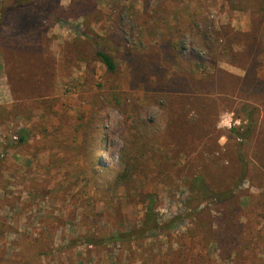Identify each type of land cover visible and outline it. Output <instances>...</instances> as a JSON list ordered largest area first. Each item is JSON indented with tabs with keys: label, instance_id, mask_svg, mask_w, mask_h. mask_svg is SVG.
I'll return each mask as SVG.
<instances>
[{
	"label": "rangeland",
	"instance_id": "1",
	"mask_svg": "<svg viewBox=\"0 0 264 264\" xmlns=\"http://www.w3.org/2000/svg\"><path fill=\"white\" fill-rule=\"evenodd\" d=\"M13 1L0 0V264H264V10L92 0L97 12L64 26L43 9L72 0H32L2 16ZM86 27L115 72L94 58ZM13 47L40 65L24 83L36 93L18 90ZM253 107L249 141L228 139ZM239 153L249 170L231 201L187 203L192 175L231 186ZM128 159L131 180L110 186ZM147 195L159 223L178 222L113 241L141 226Z\"/></svg>",
	"mask_w": 264,
	"mask_h": 264
},
{
	"label": "trees",
	"instance_id": "2",
	"mask_svg": "<svg viewBox=\"0 0 264 264\" xmlns=\"http://www.w3.org/2000/svg\"><path fill=\"white\" fill-rule=\"evenodd\" d=\"M238 5H234L233 8L236 10L241 11H251L253 13H259L261 10H264V0H237ZM34 5L37 6L32 0H14L13 5L7 6L4 11L2 12V16H5L7 13L13 10L21 9V8H28L29 6L33 7ZM94 2L92 0H72L69 7L67 9H43L44 15L46 16L48 22L51 24H60V25H67V20L69 19H77L79 17H83L84 20H87L88 16L91 15L92 11L97 12L95 10ZM84 38L89 43L91 50L93 52L94 58L101 63L108 73H113L116 70L114 56L111 54V51L107 50L105 47L100 45V38L96 36L89 27L85 28L84 33H82ZM24 53L19 51L16 47L11 48L10 51L7 53V62H8V69L13 74H16L17 79V88L20 91L21 95L27 96L28 94H32V92L36 93L34 86L32 85L29 87V83L27 86L24 83L30 81L36 77V75L40 74L42 71H39L36 68L37 63L34 62L33 59H28ZM30 60V63H29ZM31 66L34 69H30L27 71ZM40 65H37V67ZM28 68V69H27ZM45 68V66L43 67ZM42 68V70H43ZM11 78V75L8 76ZM183 104H186L183 101ZM184 106V105H183ZM183 110V108H182ZM185 111V110H183ZM257 114V109L252 108L248 110L246 115L248 123L247 125L242 128H232L230 130L229 138L239 139L242 141H249L250 134L253 132V128H255V124L253 121V117ZM23 131L22 134H19L18 141L14 144H23L26 141L27 133ZM240 145V144H239ZM142 156V154H140ZM239 169L237 170V177L230 183L231 186H227L224 189L216 190L212 188L207 180L205 179L204 175L199 173L198 175H192L188 182V193H189V200L187 203H191L192 201L199 200L201 202L213 203V202H229L233 199L235 191L239 188L242 184V181L246 178L248 174V164L245 161L244 155L239 153ZM129 160V159H128ZM126 160V166L117 171L114 175L113 181L109 184L110 186H114L115 188L119 187L120 185L124 184L126 181H130L135 172L136 167V159H131L128 161ZM262 201L264 202V190L261 194ZM154 195H147L146 201L143 202L147 203L145 207V214L144 219L141 223L139 228H132L128 232L119 233L115 237H112L113 241H117L120 243H128L133 240H137L143 237H147L153 233H162L165 231L170 230L179 220L180 216L177 215L169 220H167L163 225L159 223L157 219V215L154 210ZM264 206V203H262ZM208 224L206 229L204 230V236L207 238L210 236V223L206 220ZM163 226H165L163 228ZM90 243L94 244L95 242L90 240Z\"/></svg>",
	"mask_w": 264,
	"mask_h": 264
},
{
	"label": "built area",
	"instance_id": "3",
	"mask_svg": "<svg viewBox=\"0 0 264 264\" xmlns=\"http://www.w3.org/2000/svg\"><path fill=\"white\" fill-rule=\"evenodd\" d=\"M13 139H14V140H16L17 138H16V137H14Z\"/></svg>",
	"mask_w": 264,
	"mask_h": 264
}]
</instances>
